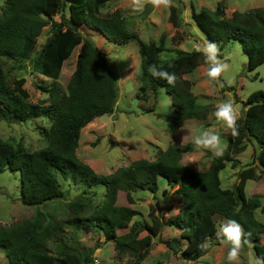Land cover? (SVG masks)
Masks as SVG:
<instances>
[{
  "label": "trees",
  "instance_id": "16d2710c",
  "mask_svg": "<svg viewBox=\"0 0 264 264\" xmlns=\"http://www.w3.org/2000/svg\"><path fill=\"white\" fill-rule=\"evenodd\" d=\"M106 1L4 0L1 7L0 119L21 122L46 117L50 123L39 130L45 137V144L35 150L0 137V173L7 168L18 173V198L30 205H40L62 196L60 178L83 186L84 193L90 186L104 189L101 201L90 210L84 193H81L68 202L70 209L64 217H56L51 211L36 210L32 217L8 225L0 224V250L6 255L8 264H96L91 254L95 247L84 251L80 246H69L62 241L65 227L72 228L69 237L74 243L75 231L101 232L106 240H113L119 253L129 252L134 264H138L148 253L153 237L165 225H173L181 228L186 241L183 254L187 258H196L207 250H202L200 245L216 233V215L243 225L245 231L252 233L249 240L256 255L264 257V237L261 239L264 222L254 214L258 207L264 210V205L259 195L245 192L247 179L258 178L260 173H256L253 165L240 168L233 187L222 186L219 174L227 163L237 167L241 160L236 154L246 148L247 142L253 141L259 147L257 154V149L253 148V155L264 167L262 89L253 90L246 96L244 112L237 120L238 135L232 136L229 129L223 154L212 156L203 170L180 162L189 144H168L153 159L137 158L107 174L97 173L76 154L81 128L94 117L111 112L118 94L116 73L107 52L80 30L81 25L114 42L136 40L140 55V88L156 92L163 86L171 96L174 111L170 131H176L186 119H204L209 112L208 104L197 101L191 88L192 81L183 76L197 65L207 63L204 54L196 48L176 47L173 55L161 58L160 51L167 48L165 36L160 35L157 41L141 40L135 30L128 28L120 9L100 10ZM177 1L178 5L169 7L168 16L176 27L181 25L182 3ZM224 8L220 0L214 9L201 7L196 11L192 8L191 16L207 39L220 49L230 41H239L247 55V67L255 69L264 62V6L235 9L229 16L225 15ZM58 13L61 14L59 21L53 18ZM47 24L50 33L37 48L36 37ZM182 37V33H177L174 41L180 42ZM76 47L74 68L62 89L57 84L60 71L64 60ZM4 58L29 60L35 71L51 78L48 86H42L48 93L47 99L29 100L23 86L25 77L9 80ZM152 64L175 73V84L168 85L165 80L151 76L148 68ZM18 65L22 67L23 63ZM159 176L167 180V185H176L175 191L182 197L178 212L164 219L151 207L147 219L135 218L141 213L130 205L135 201L134 192L157 191ZM119 189L125 191L130 204L115 202ZM127 226V231L118 232ZM142 231L145 232L140 235ZM49 240L56 242L54 253L46 248Z\"/></svg>",
  "mask_w": 264,
  "mask_h": 264
},
{
  "label": "rangeland",
  "instance_id": "374dc122",
  "mask_svg": "<svg viewBox=\"0 0 264 264\" xmlns=\"http://www.w3.org/2000/svg\"><path fill=\"white\" fill-rule=\"evenodd\" d=\"M181 25L174 26L168 16L169 7H154L148 0H144L142 12L134 11L132 0H107L100 10L111 11L114 8L121 10L125 16L127 26L137 32L138 37L144 41H157L160 35L165 36L167 48L160 51V57L173 55L174 48L190 50L198 45H203L209 40L191 16L192 8L196 11L201 7L214 9L220 0H181ZM224 13L229 16L235 9L245 10L255 6H264V0H222ZM4 0H0V10ZM178 5L177 0L173 3ZM67 15V12L64 11ZM60 13L54 15V19L60 20ZM80 30L89 35L94 42L104 49L115 70L117 78L118 94L116 103L111 112L94 117L86 123L80 131L76 154L87 162L97 173H110L122 165L128 164L137 158L153 159L160 149L168 144L184 145L190 147L180 157V162L196 170L207 168L213 155L207 149H195L193 138L202 130L212 128L221 136L224 149L227 145L229 129L222 121H218L214 115L216 106L231 99L239 106V113L245 109L246 96L253 90L264 91V62L255 69L247 67V55L243 51L239 41L226 43L221 49L219 57L229 65L228 70L220 78L213 80L207 76L210 64L201 63L183 76L192 81V90L199 103L208 104L209 112L204 119L189 118L182 122L176 131L169 129L170 118L174 111L171 96L163 86L154 92L152 89H141L140 80V55L138 44L134 38L125 42H114L105 38L100 32L88 29L81 25ZM36 37L37 48L41 46L50 33L49 24L42 27ZM177 33H182L180 42L174 41ZM78 47L74 48L70 56L64 60L57 84L65 89L66 81L74 68ZM22 62L23 66L18 64ZM3 65L7 78L12 80L19 76L25 77L23 86L28 91V99L31 101H43L47 99V91L42 86H48L52 79L46 77L32 68L29 60L18 61L17 58H4ZM230 81V83H229ZM239 114V115H240ZM46 117L31 118L21 122H8L0 119V137L9 139L14 143H22L28 150H35L45 144V137L40 129L49 125ZM183 128V131L181 129ZM258 153L259 147L255 141L247 142L246 148L236 156L241 160L237 167H231L229 163L220 170L221 185L233 187L238 180L240 168L253 165L258 178H249L245 184L247 195L257 194L264 205V167H262L253 155V148ZM63 189V195L40 205L22 203L18 198V173L5 169L0 173V224L8 225L32 217L36 210L51 211L56 217H64L69 211L68 202L78 194L84 193L83 186L71 183L66 179H59ZM71 183V184H70ZM159 187L157 191L134 192V203H129L125 191H117V204H130L137 208L140 215L135 218L147 219L148 213L153 208L162 218L167 219L175 215L180 207L182 197L175 189L176 185H167L166 179L158 177ZM166 188L165 191L163 189ZM84 193L87 200V209L101 201L104 189L101 186L88 187ZM255 217L264 222V210L258 207L254 211ZM216 233L207 238L209 247L206 252L196 258H187L182 248L185 239L181 235V228L173 225H165L157 236L153 237L152 244L145 258L138 264H230L227 259L230 244H221L217 238V232L227 218L215 216ZM129 226L118 229V232L127 231ZM72 228L65 227L62 241L67 245L75 244L84 251L95 247L91 252L96 264H134L133 256L129 252L119 253L113 240H106L101 232L75 231V243L69 237ZM142 231L140 235L144 234ZM264 233H261L263 239ZM218 241V242H217ZM46 248L50 252L57 249L56 242L49 240ZM255 253L252 242L243 244L239 259L232 264H253ZM0 264H8L6 255L0 250Z\"/></svg>",
  "mask_w": 264,
  "mask_h": 264
},
{
  "label": "clouds",
  "instance_id": "9594fccd",
  "mask_svg": "<svg viewBox=\"0 0 264 264\" xmlns=\"http://www.w3.org/2000/svg\"><path fill=\"white\" fill-rule=\"evenodd\" d=\"M148 2L157 8L160 6L167 8L172 6L173 0H148ZM132 4L134 11H143L144 0H132ZM196 50L202 52L206 57V61L210 64L207 71V76L210 79L216 80L228 70L229 65L219 58L220 49L215 42L208 41L203 45H198ZM148 72L154 78L165 80L168 85H174L177 80L175 73L162 70L156 64L150 65ZM239 114V106L235 105L231 99L219 103L214 113L218 121H222L228 129H231L232 136L238 135L237 120ZM181 131H183V128ZM193 145L197 150H210L215 156H221L224 151L221 136L213 131L212 128L204 129L196 135L193 138ZM216 235L221 244L227 243L231 245L227 259L232 264V262L239 259L243 244L250 243L249 238L252 236V233L245 231L243 225L236 220L229 219L221 225ZM208 247L209 244L207 241L200 245L202 250H206ZM253 264H264V257H256Z\"/></svg>",
  "mask_w": 264,
  "mask_h": 264
}]
</instances>
